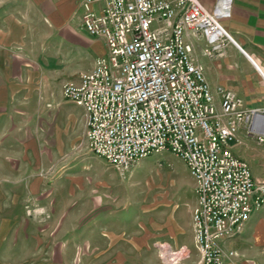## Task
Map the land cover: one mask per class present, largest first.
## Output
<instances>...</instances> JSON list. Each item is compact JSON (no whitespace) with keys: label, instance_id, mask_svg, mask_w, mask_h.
I'll list each match as a JSON object with an SVG mask.
<instances>
[{"label":"built area","instance_id":"obj_1","mask_svg":"<svg viewBox=\"0 0 264 264\" xmlns=\"http://www.w3.org/2000/svg\"><path fill=\"white\" fill-rule=\"evenodd\" d=\"M82 25L102 38L106 53L67 80L62 93L82 106L86 142L121 172L165 150L187 165L195 182L192 210L198 264H226L238 254L224 239L241 233L264 205V182L233 151L238 132L264 141V108H248L231 89L217 103L187 32L203 34L211 54L229 36L201 0H81ZM163 264H181L186 248L159 243Z\"/></svg>","mask_w":264,"mask_h":264},{"label":"rangeland","instance_id":"obj_2","mask_svg":"<svg viewBox=\"0 0 264 264\" xmlns=\"http://www.w3.org/2000/svg\"><path fill=\"white\" fill-rule=\"evenodd\" d=\"M46 89L22 131L37 153L35 188L23 177L21 192L0 193V264H163L162 241L186 248L181 264H198L186 163L165 150L121 172L87 146L82 106Z\"/></svg>","mask_w":264,"mask_h":264},{"label":"crops","instance_id":"obj_3","mask_svg":"<svg viewBox=\"0 0 264 264\" xmlns=\"http://www.w3.org/2000/svg\"><path fill=\"white\" fill-rule=\"evenodd\" d=\"M201 1L213 11L219 0ZM224 1L229 13L220 22L229 36L223 45L208 54L204 48L209 43L202 33L188 31L187 39L204 65L218 104L217 90L222 87L235 91L246 107L264 108V0ZM82 13L81 0H0V193L21 192L23 177H33L26 190L35 188L36 149L32 137H22L37 110L32 98L44 96L46 87L62 91L65 81L78 79L94 66L98 55L106 53L105 41L82 25ZM87 55L85 67L81 63ZM232 147L249 162L253 176L264 182V141L248 134L243 124ZM30 149L33 157L27 154ZM15 224L17 220L11 226ZM243 231L223 240L225 247L239 253L227 258L226 264H264V205Z\"/></svg>","mask_w":264,"mask_h":264}]
</instances>
